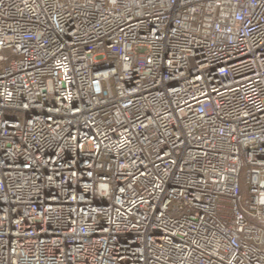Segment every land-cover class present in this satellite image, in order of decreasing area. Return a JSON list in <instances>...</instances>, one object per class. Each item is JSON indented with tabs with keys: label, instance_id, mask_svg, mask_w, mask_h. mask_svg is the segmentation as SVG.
Masks as SVG:
<instances>
[{
	"label": "built area",
	"instance_id": "2783aa9c",
	"mask_svg": "<svg viewBox=\"0 0 264 264\" xmlns=\"http://www.w3.org/2000/svg\"><path fill=\"white\" fill-rule=\"evenodd\" d=\"M0 264H264V0H0Z\"/></svg>",
	"mask_w": 264,
	"mask_h": 264
},
{
	"label": "rangeland",
	"instance_id": "374dc122",
	"mask_svg": "<svg viewBox=\"0 0 264 264\" xmlns=\"http://www.w3.org/2000/svg\"><path fill=\"white\" fill-rule=\"evenodd\" d=\"M4 55H7V53H3Z\"/></svg>",
	"mask_w": 264,
	"mask_h": 264
}]
</instances>
